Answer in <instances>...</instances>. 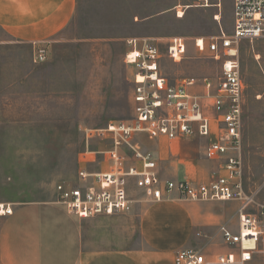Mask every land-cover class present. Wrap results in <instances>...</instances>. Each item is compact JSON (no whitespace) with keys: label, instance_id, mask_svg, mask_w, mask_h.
<instances>
[{"label":"rangeland","instance_id":"rangeland-1","mask_svg":"<svg viewBox=\"0 0 264 264\" xmlns=\"http://www.w3.org/2000/svg\"><path fill=\"white\" fill-rule=\"evenodd\" d=\"M206 3L201 6L198 0H76L71 20L50 38L47 61H32L31 42L0 47V202L17 205L53 199L56 183L76 177L80 153L108 147L109 141L88 139L86 133L95 135L110 122L131 118L130 68L123 61L126 39L148 37L164 50L169 37L184 36L185 57L177 63L163 59L167 76L171 80L215 77L219 63L198 53L192 41L195 37L217 35L220 29L231 33L232 0ZM177 8H184L182 18L175 15ZM237 58L245 85L242 184L246 192L256 191L262 197L264 38L241 39ZM173 144L170 154L163 140H144L143 149L158 156L162 176L170 177L169 172L179 164L176 177L185 179L183 163L190 175L211 169L212 162L203 156V139H183L178 146ZM138 195L134 193L135 198ZM210 202L222 210L223 220L231 216L236 206L235 202ZM140 204L134 203L128 215L107 216L99 224L120 222L118 217H126L131 223L123 239L127 245H136ZM202 239H197L198 243ZM254 264H264V253Z\"/></svg>","mask_w":264,"mask_h":264},{"label":"built area","instance_id":"built-area-1","mask_svg":"<svg viewBox=\"0 0 264 264\" xmlns=\"http://www.w3.org/2000/svg\"><path fill=\"white\" fill-rule=\"evenodd\" d=\"M183 9L177 8L175 15L181 17ZM259 38H264V0H232L231 33L220 29L192 41L198 53L219 63V73L173 80L163 70V59H183L186 37H169L164 50L148 37L126 39L123 61L130 68L132 116L108 123L95 135L86 133L88 139L97 137L109 145L78 155L76 177L55 184V200L80 218L128 215L134 203L158 202L173 191L192 201L235 202L231 216L217 226L219 241L178 248L173 264H254L264 253V196L246 192L242 184L245 85L237 49L241 39ZM47 47L46 40L32 41L34 63L48 60ZM193 138L205 141L203 156L213 165L182 180L175 169L170 177L162 176L158 156L143 149L144 140H163L172 154L173 142L178 146ZM12 212L11 203L0 202V218Z\"/></svg>","mask_w":264,"mask_h":264},{"label":"crops","instance_id":"crops-1","mask_svg":"<svg viewBox=\"0 0 264 264\" xmlns=\"http://www.w3.org/2000/svg\"><path fill=\"white\" fill-rule=\"evenodd\" d=\"M75 8L76 0H0V47L49 44ZM183 164L186 177L198 174L190 175ZM147 203L137 207L136 245L123 239L131 223L126 217L99 224L107 216L77 217L55 197L13 205L12 214L0 218V264H173L178 248L217 243L224 213L210 201L183 199L173 191Z\"/></svg>","mask_w":264,"mask_h":264},{"label":"bare ground","instance_id":"bare-ground-1","mask_svg":"<svg viewBox=\"0 0 264 264\" xmlns=\"http://www.w3.org/2000/svg\"><path fill=\"white\" fill-rule=\"evenodd\" d=\"M206 4H207V3H206ZM206 4H205V5H206ZM180 16H181V18L183 17V12H182V11H181V15H180ZM215 17H216V16H215Z\"/></svg>","mask_w":264,"mask_h":264}]
</instances>
